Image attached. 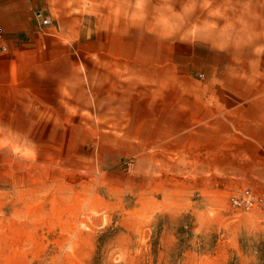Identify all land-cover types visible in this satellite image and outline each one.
<instances>
[{
  "label": "rangeland",
  "instance_id": "obj_1",
  "mask_svg": "<svg viewBox=\"0 0 264 264\" xmlns=\"http://www.w3.org/2000/svg\"><path fill=\"white\" fill-rule=\"evenodd\" d=\"M40 1L51 20L42 39L0 67V264H264L261 212H237L230 197L171 218L141 199V131L108 112L143 107L140 80L219 88L228 72L264 89V62L251 48L219 52L130 27L122 0ZM251 8L264 34V0ZM115 76L133 82L118 103Z\"/></svg>",
  "mask_w": 264,
  "mask_h": 264
},
{
  "label": "crops",
  "instance_id": "obj_2",
  "mask_svg": "<svg viewBox=\"0 0 264 264\" xmlns=\"http://www.w3.org/2000/svg\"><path fill=\"white\" fill-rule=\"evenodd\" d=\"M45 11L40 0H0V67L11 69L14 55L42 39L35 14ZM70 74L83 91L78 69ZM161 79L140 80L141 92L149 91L143 107L108 108L132 115L129 128L141 131L132 150L142 168L141 199L171 218H199L243 189L264 191V89L228 72L219 88L180 75ZM132 88L130 76H115L108 97L118 103Z\"/></svg>",
  "mask_w": 264,
  "mask_h": 264
},
{
  "label": "clouds",
  "instance_id": "obj_3",
  "mask_svg": "<svg viewBox=\"0 0 264 264\" xmlns=\"http://www.w3.org/2000/svg\"><path fill=\"white\" fill-rule=\"evenodd\" d=\"M123 19L130 27L181 43L201 42L208 50L226 52L230 46L251 48L257 67L264 62V34L255 23L251 0H122ZM198 13L203 15H198ZM222 22V23H221Z\"/></svg>",
  "mask_w": 264,
  "mask_h": 264
},
{
  "label": "built area",
  "instance_id": "obj_4",
  "mask_svg": "<svg viewBox=\"0 0 264 264\" xmlns=\"http://www.w3.org/2000/svg\"><path fill=\"white\" fill-rule=\"evenodd\" d=\"M35 16L39 27H46L51 24V20L49 18H42L40 12L36 13ZM229 205L237 212L249 213L258 211L264 214V191L257 192L250 188L243 189L231 197Z\"/></svg>",
  "mask_w": 264,
  "mask_h": 264
}]
</instances>
